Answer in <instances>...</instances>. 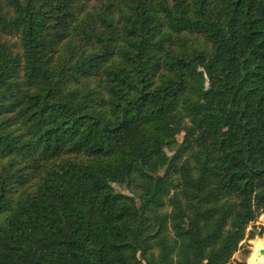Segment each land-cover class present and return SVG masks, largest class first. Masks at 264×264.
Listing matches in <instances>:
<instances>
[{"label": "trees", "instance_id": "trees-1", "mask_svg": "<svg viewBox=\"0 0 264 264\" xmlns=\"http://www.w3.org/2000/svg\"><path fill=\"white\" fill-rule=\"evenodd\" d=\"M259 167L264 0H0V264H244Z\"/></svg>", "mask_w": 264, "mask_h": 264}, {"label": "rangeland", "instance_id": "rangeland-1", "mask_svg": "<svg viewBox=\"0 0 264 264\" xmlns=\"http://www.w3.org/2000/svg\"><path fill=\"white\" fill-rule=\"evenodd\" d=\"M180 138L181 136L179 135L178 139ZM112 186L116 191H120L125 194H130V191L126 188L125 185L112 183ZM263 215L264 213L261 214L255 222H253L250 226L247 227L244 239L240 242L239 248L232 256L233 260L242 261L244 264H248V258L252 251L253 241L255 239H258L256 238L257 233H254L253 229L259 232L260 237L264 236V218L262 217ZM262 263L264 264V260Z\"/></svg>", "mask_w": 264, "mask_h": 264}, {"label": "bare ground", "instance_id": "bare-ground-1", "mask_svg": "<svg viewBox=\"0 0 264 264\" xmlns=\"http://www.w3.org/2000/svg\"><path fill=\"white\" fill-rule=\"evenodd\" d=\"M264 247V236L253 241L252 251L248 258V264H263L264 253L260 250Z\"/></svg>", "mask_w": 264, "mask_h": 264}, {"label": "water", "instance_id": "water-1", "mask_svg": "<svg viewBox=\"0 0 264 264\" xmlns=\"http://www.w3.org/2000/svg\"><path fill=\"white\" fill-rule=\"evenodd\" d=\"M245 162L247 163V159L245 160ZM248 165H249V167L251 168V166H250L249 163H248ZM257 170H258V171H264V168L259 167V168H257ZM262 217L264 218V215H263ZM253 231H254V233H257L256 238H259V237H260V236H259V235H260L259 232H258L257 230H255V229H253ZM260 250L264 253V247L261 248Z\"/></svg>", "mask_w": 264, "mask_h": 264}]
</instances>
